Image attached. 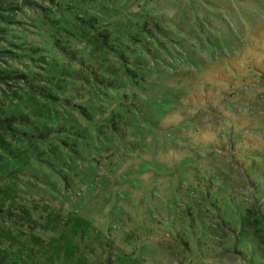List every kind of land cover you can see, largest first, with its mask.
I'll return each instance as SVG.
<instances>
[{
    "label": "rangeland",
    "instance_id": "obj_1",
    "mask_svg": "<svg viewBox=\"0 0 264 264\" xmlns=\"http://www.w3.org/2000/svg\"><path fill=\"white\" fill-rule=\"evenodd\" d=\"M6 116L0 264H264V0H0Z\"/></svg>",
    "mask_w": 264,
    "mask_h": 264
},
{
    "label": "trees",
    "instance_id": "obj_2",
    "mask_svg": "<svg viewBox=\"0 0 264 264\" xmlns=\"http://www.w3.org/2000/svg\"><path fill=\"white\" fill-rule=\"evenodd\" d=\"M10 74L9 73H7V75L6 76H9ZM11 120V117H9V116H6V117H0V122H2V123H4V127H6V128H10V127H8V125H9V121ZM260 214V213H259ZM260 216H261V218L263 219V221H264V215L263 214H260ZM252 218H253V220L255 221V220H257V218L256 217H253L252 216Z\"/></svg>",
    "mask_w": 264,
    "mask_h": 264
}]
</instances>
